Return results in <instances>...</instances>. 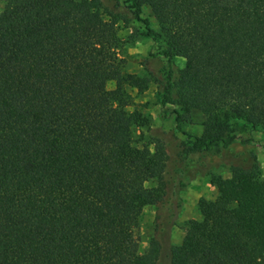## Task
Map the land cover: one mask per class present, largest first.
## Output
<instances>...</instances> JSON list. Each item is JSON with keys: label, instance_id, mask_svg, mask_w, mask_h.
Returning <instances> with one entry per match:
<instances>
[{"label": "trees", "instance_id": "trees-1", "mask_svg": "<svg viewBox=\"0 0 264 264\" xmlns=\"http://www.w3.org/2000/svg\"><path fill=\"white\" fill-rule=\"evenodd\" d=\"M3 1L0 264H160L163 255L164 264H264L255 157L217 177V197L199 198L201 218L186 222L180 244L165 245L159 227L140 253L143 208L170 200L165 145L133 140L148 120L127 87L152 80L125 70L117 19L102 0ZM117 1L164 43L158 102L206 116L189 153L233 149L249 129L264 130V0ZM144 5L159 31L140 16Z\"/></svg>", "mask_w": 264, "mask_h": 264}, {"label": "rangeland", "instance_id": "rangeland-1", "mask_svg": "<svg viewBox=\"0 0 264 264\" xmlns=\"http://www.w3.org/2000/svg\"><path fill=\"white\" fill-rule=\"evenodd\" d=\"M102 2L106 17L112 18L113 15L117 19L118 34L123 41L120 53L125 60V70L152 80L143 89L127 87L133 106L148 120L145 125L134 127V143L138 146L149 144L153 149L154 142L160 140L168 153L165 179L170 200L163 207L145 206L134 229L139 251L144 253L149 248L151 238L158 236L159 227H164L169 232L165 245L181 243L186 222L201 218L199 198L217 197V177H230L233 163L250 164L255 157L260 166L261 178L264 179V130L259 127L249 129L234 142L233 149L217 151L215 148L189 153V145L204 132L206 116L194 108H181L170 103L161 105L158 102L154 79L165 74L166 59L158 53L164 43L147 34L145 24L123 1ZM3 5L4 1L0 0V11ZM140 16L148 20L154 31H159V24L148 6L141 7ZM176 61L179 66L183 65L180 57ZM172 187L178 194L171 196ZM179 197L182 198V203L177 207ZM175 211L177 214L172 220ZM165 262L163 255L160 264Z\"/></svg>", "mask_w": 264, "mask_h": 264}]
</instances>
